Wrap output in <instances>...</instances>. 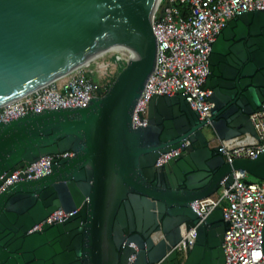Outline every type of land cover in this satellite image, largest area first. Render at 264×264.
Here are the masks:
<instances>
[{
  "label": "water",
  "instance_id": "95a60500",
  "mask_svg": "<svg viewBox=\"0 0 264 264\" xmlns=\"http://www.w3.org/2000/svg\"><path fill=\"white\" fill-rule=\"evenodd\" d=\"M158 2L0 0V106L114 45L136 47L87 106L0 122V186L46 155L73 152L55 158L49 173L0 190V264H225L223 208L200 215L192 202L230 186L238 169L264 180V152L227 161L218 144L258 137L251 115L264 104V9L232 18L213 43L205 119L185 95L155 94L148 124L136 127L138 101L157 65ZM222 37L248 38L247 51H220ZM186 139L179 155L156 166ZM59 208L74 213L30 231ZM194 227L196 243L181 256L175 246Z\"/></svg>",
  "mask_w": 264,
  "mask_h": 264
},
{
  "label": "built area",
  "instance_id": "2783aa9c",
  "mask_svg": "<svg viewBox=\"0 0 264 264\" xmlns=\"http://www.w3.org/2000/svg\"><path fill=\"white\" fill-rule=\"evenodd\" d=\"M263 9L264 0H159L154 15V30L158 39L157 65L138 101L134 126L148 124L149 104L155 94L172 96L181 93L192 109L199 113L200 119H205L212 107L209 99L212 90L205 88V82L213 43L229 20L247 11ZM131 51L108 50L94 59L116 54L115 73L118 74L133 55ZM88 63L0 106V122H9L26 113L44 109L87 106L93 97L103 95L108 86L96 84L92 72L86 68ZM251 118L258 137L247 133L243 137L218 142L227 161L256 159L264 152V104L263 109L253 113ZM190 143L186 139L180 147L162 153L156 166L179 155ZM71 155L72 151L50 154L21 167L7 177L0 190L22 178L45 175L52 170L55 158ZM247 176V171L235 170V179L230 186L223 183L215 194L192 202L200 215L208 214L219 206L223 208L227 224L223 241L225 264H264V182L249 181ZM73 213L59 208L30 231L42 230L46 222L56 223ZM196 237V227L184 232L175 246L181 256L189 254Z\"/></svg>",
  "mask_w": 264,
  "mask_h": 264
},
{
  "label": "rangeland",
  "instance_id": "374dc122",
  "mask_svg": "<svg viewBox=\"0 0 264 264\" xmlns=\"http://www.w3.org/2000/svg\"><path fill=\"white\" fill-rule=\"evenodd\" d=\"M117 55H109L106 58H97L91 60L86 68L92 72V78L99 86H106L113 82V79L117 76L115 73V64L117 63ZM108 68H104V67ZM247 180L262 182L263 180L256 178L252 174L248 173Z\"/></svg>",
  "mask_w": 264,
  "mask_h": 264
},
{
  "label": "flooded vegetation",
  "instance_id": "af4514ba",
  "mask_svg": "<svg viewBox=\"0 0 264 264\" xmlns=\"http://www.w3.org/2000/svg\"><path fill=\"white\" fill-rule=\"evenodd\" d=\"M244 31L245 30L243 29L241 31V33ZM247 32H248V30H247ZM247 36L249 37V34H247ZM232 45H235L237 47V49H239L240 51L246 52L248 49V38H242V39H238V40H226L224 37H222L218 41V48L220 51H223V52L228 50V48ZM219 56H221V55H219ZM228 60H226V62H228ZM263 182H264V180H263ZM263 243H264V235H263ZM263 246H264V244H263Z\"/></svg>",
  "mask_w": 264,
  "mask_h": 264
},
{
  "label": "bare ground",
  "instance_id": "6f19581e",
  "mask_svg": "<svg viewBox=\"0 0 264 264\" xmlns=\"http://www.w3.org/2000/svg\"><path fill=\"white\" fill-rule=\"evenodd\" d=\"M135 48L133 44H131L130 42H122L120 44L114 45L112 47H110L109 49H106L105 51H103L102 53L98 54V56H100L101 54L105 53L106 51H114V50H119V51H128V50H132L131 54H134ZM96 56V57H98ZM95 57V58H96ZM94 59V58H93ZM92 59V60H93Z\"/></svg>",
  "mask_w": 264,
  "mask_h": 264
},
{
  "label": "trees",
  "instance_id": "16d2710c",
  "mask_svg": "<svg viewBox=\"0 0 264 264\" xmlns=\"http://www.w3.org/2000/svg\"><path fill=\"white\" fill-rule=\"evenodd\" d=\"M114 79H115V78H114ZM114 79H113V81H114ZM110 85H111V83L108 84V86H107V90H108V88H109Z\"/></svg>",
  "mask_w": 264,
  "mask_h": 264
}]
</instances>
